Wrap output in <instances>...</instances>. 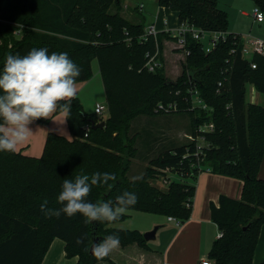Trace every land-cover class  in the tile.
I'll list each match as a JSON object with an SVG mask.
<instances>
[{"label": "trees", "instance_id": "1", "mask_svg": "<svg viewBox=\"0 0 264 264\" xmlns=\"http://www.w3.org/2000/svg\"><path fill=\"white\" fill-rule=\"evenodd\" d=\"M250 1L264 14V0ZM156 4L175 12L178 24L227 33L208 54L188 36V54L174 81L165 77L162 66L153 72L144 68L146 53H153L157 45L160 55L163 39L171 37L160 32L155 39L141 41L144 25L121 15V0H0V66L10 52L25 55L33 47L66 51L81 68L80 83L92 77L91 62L96 60L107 108L104 126L92 129L91 123L102 120L87 115L75 97L66 117L70 139L46 133L39 157L0 152V264H41L55 238L64 242L66 259L76 258L74 264H113L108 255L89 254L94 238L100 241L112 234L119 237L120 247L149 250L140 232L111 227L124 220L125 213L113 222L86 224L79 214L46 217L40 206H61L56 197L64 179L110 172L115 178L106 185H93L90 200L115 203L118 195L131 191L137 194V203L126 210L183 222L191 213L194 185L171 180L160 189L151 182L167 169L193 180L200 158L213 173L242 182L239 199L220 196L217 206L210 205L211 219L221 235L207 258L213 264H253L264 224V179L257 176L264 153V106L247 104L245 87L250 84L264 95V55H253L250 61L255 68H251L241 54L243 41L228 33V15L216 0H156ZM192 90L206 110L190 108ZM169 103L177 110L157 109ZM175 113L187 114L193 136L198 126L212 123L213 131L205 134L209 146L196 154L195 144L187 141L148 159L140 173L129 176L137 154L133 119ZM48 121L41 118L36 123Z\"/></svg>", "mask_w": 264, "mask_h": 264}, {"label": "crops", "instance_id": "2", "mask_svg": "<svg viewBox=\"0 0 264 264\" xmlns=\"http://www.w3.org/2000/svg\"><path fill=\"white\" fill-rule=\"evenodd\" d=\"M216 1L218 6L222 10H224L228 16L231 8L236 5V0H216ZM130 2L131 0H121V15L123 17L132 16L133 13L136 14L142 13L141 17L144 21L143 23L144 27H146L148 24L155 23V27L157 28V30L159 32H163L164 29L168 26V22L164 16L166 15V11L170 9L157 6L158 7L156 8L157 10H155L151 6L149 7L148 1L145 0H141L139 5L131 8ZM154 2H156V0H154ZM250 3L252 4L251 1ZM152 12H154L153 15ZM173 13L177 19V14L175 12ZM151 16H152V20L148 21V17ZM239 17L240 18L250 17L251 25L257 26L255 32L251 33V31H248L246 33L236 28L235 29L230 28L229 27L230 23H229L228 33L239 35L241 40H243V42L247 40L249 37H257V35L260 36V34H256V33H259L258 32L260 31L259 27L263 23L254 22L250 12L247 11H239ZM125 19L132 22V20H129L127 18ZM164 20L166 21L167 26H163ZM228 21H229V17H228ZM177 24H178V20H177ZM167 29L170 30L172 28H167ZM168 41H164L163 46L164 45L167 46V43L170 45L172 44L171 41L170 43ZM95 72L96 71H93L92 69V74H94ZM92 77L85 82L77 83L78 93L76 97L79 99L83 111L87 109V105L85 103L86 101L84 100H86L88 96V89L90 90L91 88L90 81ZM100 82L102 83L101 77H100ZM246 89H247V85L245 87V96H246ZM253 89L250 88L252 93L251 100L247 102L245 99L247 104L257 103L258 100V96L256 94L257 92L255 91V89L253 92ZM95 103L98 102L96 101ZM141 117L143 116H138L133 119L132 121L133 126H135L136 124H138L139 126V124L145 123L143 122V120H140V119H144ZM48 118L49 121L47 124L37 123L38 126L34 125L33 132L30 134L29 138L23 144L17 147L16 152H20L22 154L32 157H39L42 152L41 149L43 147L45 135L48 132H54L63 135L68 139L71 138L67 129L65 114H63L62 112L56 115L51 114ZM132 123H131V127H132ZM167 131L169 132V129ZM149 132L151 133V129H149ZM135 133H136V129H135ZM187 133H184L185 138L187 136ZM135 135H137V133ZM175 138L176 139L178 138L179 141H181V144L171 145V147L169 146L168 149H173L174 147L186 143L185 141L183 142L182 140L184 139L183 135L182 137H178L177 135ZM155 141H156L155 138L153 139L151 137L149 138L148 132L146 137H144L140 142L138 141L139 145L142 147L143 150V153L140 156V158L143 159L144 162L143 164H145L144 167L146 166L148 159L157 156L160 152L165 150L163 148L165 147L164 144H166L165 142L166 140L160 143H155ZM138 157L139 155L137 154V158ZM137 158L135 157L131 160V168L129 169V173L130 172L133 173L132 170H136L135 168L132 167ZM166 171L167 173L169 172L168 174L171 177L172 175L177 174L175 172H172V170L170 169L165 170L164 173H166ZM177 176H178L177 180L173 178H171V180L192 183L194 185V195L192 199V208L189 218L186 221L181 222L178 226H176L173 223L168 222L166 216L144 213L148 217H151L148 218L149 221L140 223L137 227H134L133 229H130L127 226L118 227V224L129 219L128 212H138V211L126 210L124 213L127 215V217L124 220L111 225V227L118 229H126V230H136L141 234L152 230L155 226H159V228L156 231L155 238L151 241H147V246L149 248V250L147 251L142 250L136 245H129L126 247H120V246L116 247L108 255L110 260L113 262V264H198L200 259L207 258L208 251L210 250L211 245L215 241V239L218 238V233H219L217 226L213 223L211 219L210 205L213 204L217 206L220 196H226L232 199H239L242 182L241 180L232 177L215 174L210 169H203L198 171L193 180L190 177L183 178L182 176H180V174H177ZM257 176L260 179H264V153L261 159ZM156 217H160L161 221H157ZM263 260H264V224L260 227L259 230L257 243L252 257V263L259 264ZM63 261H66L67 264H74L76 258L73 257L70 259H66L64 256V242L58 238H55L51 242L41 264H61V262ZM98 264H109V263L100 262Z\"/></svg>", "mask_w": 264, "mask_h": 264}, {"label": "clouds", "instance_id": "3", "mask_svg": "<svg viewBox=\"0 0 264 264\" xmlns=\"http://www.w3.org/2000/svg\"><path fill=\"white\" fill-rule=\"evenodd\" d=\"M80 75V66L66 51L50 52L47 47H33L25 55L8 53L0 66V152L14 153L41 118L47 119L57 111L69 116ZM114 178L113 173L96 171L64 179L56 197L61 206L47 208L41 204L42 214L46 217L79 214L86 224L116 221L129 206L137 203L135 192L124 191L115 203L89 199L93 185H106ZM119 244L117 235H108L93 243L92 252L103 258Z\"/></svg>", "mask_w": 264, "mask_h": 264}, {"label": "rangeland", "instance_id": "4", "mask_svg": "<svg viewBox=\"0 0 264 264\" xmlns=\"http://www.w3.org/2000/svg\"><path fill=\"white\" fill-rule=\"evenodd\" d=\"M141 0H131L130 2V7L133 8L137 5H139ZM148 1V6L154 8L155 10H157L156 8H158L156 2H154V0H145ZM253 6L250 3L249 0H236V5L233 6L229 12V23H230V28H236L239 29L243 32H248L251 31L255 32V29L257 28L256 25H251V19L250 17L248 18H240L239 17V11H247V12H251ZM234 9V10H232ZM111 12H114V9L111 8L110 9ZM236 11V13H235ZM154 12H152L153 15ZM141 14H136L133 13L132 16H124L125 18L132 20V22L134 23H144ZM168 22V26L166 28H172L174 29L177 26V19L174 15V13L170 10L166 11V15L164 16ZM152 20V16L148 17V21ZM145 28V27H144ZM260 31H258L259 33L256 34H260V36L257 35L258 38H261L264 40V23L260 25ZM257 32V30H256ZM170 40L172 42V44H168L167 46H163V42L164 41H168ZM163 39L162 41V48L160 51V57H161V62L160 65L162 66L164 75L167 79L174 81L176 80V78L179 76L180 71H181V63L184 59V53L182 52V50L180 49H176L173 45L174 41L170 39ZM170 41H168L170 43ZM243 41V40H242ZM179 53V54H178ZM164 55V56H163ZM91 67L93 69V71H96L94 74H92V79H91V88L90 90L88 89V96L86 98V105H87V109H85V113L89 116H93L94 119H98L97 116L93 113V108H94V104L97 101L98 103H102L105 104V98H103V86L102 83L100 82V76H99V71H98V64L96 60H93L91 62ZM96 80V83H95ZM250 88L253 89V86L248 84L247 85V89H246V101L249 102L252 98V93ZM254 92V89H253ZM258 96V100H257V104L264 106V95L260 94V93H256ZM107 117V112H105L99 120H102L104 122V120ZM141 118L144 119H140L143 120V124H136L135 126H133L132 123V128H131V132L136 134V144H135V148L137 151V154L139 155V159L137 158V154H136V161L133 164L132 168H135L136 170H132L133 173H129V176H134L137 175L138 173H140V171H142V169L144 168L143 164V159L140 158V156L143 153L142 147L139 145V142L147 136V132H148V136L149 138L151 137L152 139L155 138L156 141L155 143H160L165 141L166 144L165 147L163 149H168L169 146L171 147V145H178L181 144V141H179V139L175 138L177 135L178 137H182L183 135V142H187V138H185L184 133H187V135L191 134L189 133L190 130V120L187 116V114L185 113H175V114H168V115H155V116H143ZM101 121V122H102ZM137 127V128H135ZM135 129H136V133H135ZM149 129H151V133L149 132ZM169 129V132L167 131ZM171 129V131H170ZM147 131V132H146ZM194 132V130H193ZM196 133V131H195ZM192 135V134H191ZM175 139V140H174ZM139 141V142H138ZM162 144V143H161ZM169 144V145H168ZM168 145V146H167ZM162 149V150H163ZM42 150V149H41ZM160 150V151H162ZM197 166L199 167V170H203V169H208V167L205 165V162L200 158L197 162ZM197 168V167H196ZM169 173V172H168ZM166 171V173L159 175L158 177H156L154 180H152V184L155 185L156 187L162 189L165 188L167 186V183H165L164 179L166 178V180L171 181V178L177 180L178 176L176 175H172V177L169 175ZM129 215V219L126 221H123L122 223L118 224V227H129L130 229H133L134 227H137L140 223L143 222H147L149 221L148 217L146 214L144 213H140V212H128ZM157 221H161L160 217H156ZM61 264H67L66 261L61 262Z\"/></svg>", "mask_w": 264, "mask_h": 264}, {"label": "built area", "instance_id": "5", "mask_svg": "<svg viewBox=\"0 0 264 264\" xmlns=\"http://www.w3.org/2000/svg\"><path fill=\"white\" fill-rule=\"evenodd\" d=\"M251 17L254 22L257 23H264V14L262 11L256 7L253 6L251 12ZM163 26H167L166 21H163ZM167 33L172 40L174 41V47L176 49L182 50L184 53V56L188 54L187 50L185 49V43L188 36H190L192 39L198 41L200 44H202V50L204 53L208 54L211 51H213L218 44L220 40L224 41L226 38L227 33L226 32H208L204 31L198 28H195L194 26L188 24V23H182L177 24V26L174 29H167L165 28L164 31ZM160 33L157 28L155 27V23L148 24L144 28V33L140 37L141 41H145L148 37L156 38L157 34ZM230 54L234 53V50L231 49ZM241 54L244 59L249 61V64L251 68H255V65L253 62L250 61L251 57L253 55H264V40L258 37H249L247 40L243 42V46L241 49ZM146 62L144 64V68L148 70L149 72H153L156 68L160 67V61H159V50L157 48V45L154 49L153 53L147 52L146 53ZM220 84H218L219 86ZM190 92V103H191V109L199 108L201 110H206L207 106L204 104V102L200 99L197 92L192 90ZM158 110H161L163 112H168L170 110L174 111L177 110V106L174 103H169L167 105L159 104L157 107ZM107 112V108L105 104L102 103H95L93 108V113L97 116L98 119ZM213 124H203L197 127L196 134L193 135H187L186 138L189 142H193L195 144L196 148V154H199L202 152L203 148H207L209 145L205 142V134L213 131ZM90 129V125L85 126V134L84 137H86L87 132ZM200 171L199 167H197V172ZM181 176V175H180ZM165 183L169 182L166 178L164 179ZM168 184V183H167ZM167 221L173 223L174 225L178 226L181 222L173 217H167ZM220 232L218 233V237H220ZM198 264H213V261H211L209 258H202L199 260Z\"/></svg>", "mask_w": 264, "mask_h": 264}, {"label": "water", "instance_id": "6", "mask_svg": "<svg viewBox=\"0 0 264 264\" xmlns=\"http://www.w3.org/2000/svg\"><path fill=\"white\" fill-rule=\"evenodd\" d=\"M103 126H104V122H103V121H102V122H99V123H96V124L91 123V127H92V129L101 128V127H103ZM158 228H159V226H155L152 230L143 233V234H142V235H143V238H144L146 241H151V240H153V239L155 238V234H156V231L158 230ZM244 229H245V228H244ZM95 241H98V239H97V238H94V239H93L92 244H91V246H90V248H89V254H90V255H93V252H92V245H93V243H94Z\"/></svg>", "mask_w": 264, "mask_h": 264}]
</instances>
